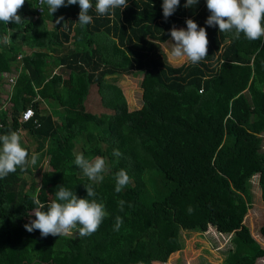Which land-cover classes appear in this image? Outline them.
Segmentation results:
<instances>
[{"label":"trees","instance_id":"trees-1","mask_svg":"<svg viewBox=\"0 0 264 264\" xmlns=\"http://www.w3.org/2000/svg\"><path fill=\"white\" fill-rule=\"evenodd\" d=\"M162 2L127 0V8L111 10L110 18L97 14L91 0L92 22L81 26L78 4L50 15L46 5L25 0L18 12L24 22H0V75L19 64L22 49L11 43L17 34L22 45L38 49L21 56L9 122L0 110V135L21 130L35 144L37 160L47 156L48 167L39 173L36 162L0 179V264H163L182 249L181 232L202 233L208 226L229 236L224 264L264 257L243 224L254 176L264 203V36L237 40L207 26L206 0L189 8L180 0L167 19ZM187 19L205 28L208 56L172 67L158 57V46L173 27L186 30ZM66 43L71 49L61 48ZM58 65L63 70L47 71ZM133 73L141 74V104L128 111L120 88L106 79ZM89 88L110 113L85 111ZM27 107L33 117L20 123ZM114 149L122 155L114 156ZM77 153L105 159L102 182L90 181L74 165ZM121 169L130 183L116 193L114 176ZM89 184L107 213L97 231L42 237L25 230L35 219L33 196L50 202L64 186L87 198ZM257 233L264 242V217Z\"/></svg>","mask_w":264,"mask_h":264},{"label":"clouds","instance_id":"clouds-1","mask_svg":"<svg viewBox=\"0 0 264 264\" xmlns=\"http://www.w3.org/2000/svg\"><path fill=\"white\" fill-rule=\"evenodd\" d=\"M24 3L25 0H0V22L4 24L24 22L21 16L18 15ZM40 3L47 6L50 15L60 7L78 4L80 9L78 23L85 26L92 22V16L89 15V10L93 7L91 0H67V4H65V0H40ZM197 3L198 0H186L184 7L189 8ZM179 4L180 0H163V17L165 19L170 17ZM127 6V0H96L95 11L99 15L107 14L112 18L114 13L111 10L124 9ZM206 8L210 13L205 21L206 25L209 27L218 26L219 32H230L233 34V38L237 40L240 39L241 34L250 41L259 40L264 36V0H206ZM62 20L63 17H59L56 23L59 24ZM185 23L186 30H178L173 27L169 32L173 42L170 43L169 56L173 60L186 59L192 64H196L208 56L207 33L205 28H198V25L192 19H187ZM0 77L4 80V82L0 80V87L8 88L3 98L0 99L1 110L5 109L6 104L10 105L9 98L15 80L9 79L4 73ZM21 113L22 111L18 115L20 123L28 122L29 120L21 121ZM19 131L0 135V179L16 172L18 167L24 170L29 164L35 165L37 162L36 154H33L29 160L27 150L21 146ZM113 155L120 157L122 153L118 149H114ZM74 165L81 169L83 174L93 182H102L104 179L103 173L107 170L106 161L103 157L97 156L88 159L82 153L75 155ZM114 179L116 193H120L130 183V177L123 169L115 173ZM85 191L87 198H78L72 190L64 186H58L55 191V198L46 203L42 202L38 196H33L32 203L34 207L30 216H34L35 219L24 225L25 230L29 233L38 230L42 237L69 235L73 230H76L81 237L91 235L98 230L107 213L104 204L95 199L96 192L92 184H89ZM124 204L125 201H119L121 211ZM122 222L121 217L117 216L116 230H119ZM209 228L212 227L208 226L207 229ZM212 229L214 230V228Z\"/></svg>","mask_w":264,"mask_h":264},{"label":"rangeland","instance_id":"rangeland-1","mask_svg":"<svg viewBox=\"0 0 264 264\" xmlns=\"http://www.w3.org/2000/svg\"><path fill=\"white\" fill-rule=\"evenodd\" d=\"M65 2L67 3V0H65ZM65 11L68 12V9L66 8ZM176 29L179 30L184 28L177 27ZM170 43H173L171 41V37L165 43L159 44L158 50L161 52V54H159L158 57H160L172 67H177L188 63L186 59L173 60L170 58ZM69 49H71V47ZM140 79V73H133L132 75H120L118 77L116 76L114 78L110 77L106 79L108 82H113L116 86L120 88L121 93L125 99L128 111H132L140 107ZM7 90V87H0V99L3 98ZM9 108L10 105L6 104L5 109L8 122L10 118ZM50 109L51 107L47 106L46 111H50ZM84 109L85 111L90 112L92 114L110 113V111L106 110L100 105V100L94 88H89V92L84 101ZM54 120L56 121L57 119L54 118ZM18 135L21 138V143H23L24 146L26 145L28 147L30 160L31 156L35 154L33 150L35 144L30 141L21 130L19 131ZM36 142L38 143L39 140H36ZM262 150H264V133L262 134ZM46 162L47 156L42 154L40 156V160L38 159L36 164V168L37 170H39V173L47 171L48 167ZM28 167L30 168L32 167V165L29 164ZM39 173L35 174V181H38ZM256 180L257 178L256 176H254L250 181L251 206L250 209L247 210V213L243 218V224L248 228V231L253 237V239L258 242L261 248H264L263 241L260 239L257 233L260 221L264 217V203H262L260 200L259 188L256 185ZM68 236H74V233L72 232ZM180 238L183 243L182 249L170 254L166 262L163 264H224L223 260L225 254L228 248L230 247V244L228 243L229 236L219 235L212 228H209L206 232L203 233L181 232ZM254 264H264V257L261 259H257Z\"/></svg>","mask_w":264,"mask_h":264},{"label":"crops","instance_id":"crops-1","mask_svg":"<svg viewBox=\"0 0 264 264\" xmlns=\"http://www.w3.org/2000/svg\"><path fill=\"white\" fill-rule=\"evenodd\" d=\"M34 20H32V21H34ZM37 28H38V32H41L44 27L42 28L41 27V24H40V25H38ZM8 34H13V31H8ZM17 35L20 36V38L13 37L11 43H14L16 45H18L17 43H19L20 44V48L22 49V52L16 57V61L19 62V64H18V66H16L15 63L12 64V65H10L9 71L4 73V75L8 76L9 79H14V80H16L17 75H18V73L20 71V68H21V66H20L21 65L20 60H21V56L24 54L23 52H25V54H29L30 52L38 51L37 48L28 49L27 47H25L24 45H22L21 42L23 40V36H21L20 34H17ZM61 48H64V49L65 48H70V45H68V43H66V44L62 45ZM50 54L53 55L52 53H50ZM48 70L51 71V74H55L59 70H63V68L60 65H58L56 67L48 66L47 71ZM0 80H2L4 82V80H3L2 77H0Z\"/></svg>","mask_w":264,"mask_h":264},{"label":"built area","instance_id":"built-area-1","mask_svg":"<svg viewBox=\"0 0 264 264\" xmlns=\"http://www.w3.org/2000/svg\"><path fill=\"white\" fill-rule=\"evenodd\" d=\"M40 4H41L40 0H37V5H40ZM37 11H39V10H37ZM9 82H10V80H9ZM32 116H33L32 110L30 108H26L24 111H22L20 119H21V121L25 122V121L30 120L32 118Z\"/></svg>","mask_w":264,"mask_h":264}]
</instances>
